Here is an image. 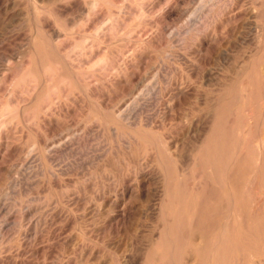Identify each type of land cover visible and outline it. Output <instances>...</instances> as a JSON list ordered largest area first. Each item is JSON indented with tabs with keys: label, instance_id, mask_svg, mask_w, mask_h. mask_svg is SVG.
I'll list each match as a JSON object with an SVG mask.
<instances>
[{
	"label": "rangeland",
	"instance_id": "rangeland-1",
	"mask_svg": "<svg viewBox=\"0 0 264 264\" xmlns=\"http://www.w3.org/2000/svg\"><path fill=\"white\" fill-rule=\"evenodd\" d=\"M263 208L264 0H0L2 264H264Z\"/></svg>",
	"mask_w": 264,
	"mask_h": 264
},
{
	"label": "bare ground",
	"instance_id": "bare-ground-1",
	"mask_svg": "<svg viewBox=\"0 0 264 264\" xmlns=\"http://www.w3.org/2000/svg\"><path fill=\"white\" fill-rule=\"evenodd\" d=\"M65 12V11H64ZM33 88V87H32ZM35 97V96H34ZM33 97V98H34ZM10 99V98H9ZM20 113L22 114V112H21V110H20ZM26 114V113H25ZM25 119V118H24ZM50 122V121H49ZM43 125V124H42ZM46 128H48V127H46ZM133 138V137H132ZM138 140V139H137ZM139 141V140H138ZM175 142V141H174ZM130 143H132V142H130ZM134 144V143H133ZM167 159V158H166ZM179 160V159H178ZM171 170V169H170ZM182 171V170H181ZM168 182V181H167ZM169 205V204H168ZM170 208V207H169ZM264 209V208H263ZM162 225V224H161ZM220 243V242H219ZM199 261V260H198ZM2 263H4V262H2V260H1V262H0V264H2ZM199 263V262H198Z\"/></svg>",
	"mask_w": 264,
	"mask_h": 264
}]
</instances>
